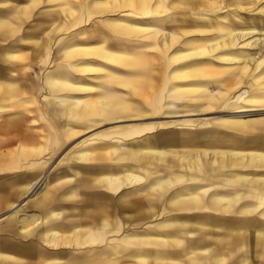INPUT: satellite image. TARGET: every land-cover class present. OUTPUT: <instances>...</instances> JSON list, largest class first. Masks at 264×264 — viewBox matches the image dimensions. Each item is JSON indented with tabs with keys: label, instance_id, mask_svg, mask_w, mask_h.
Segmentation results:
<instances>
[{
	"label": "rangeland",
	"instance_id": "374dc122",
	"mask_svg": "<svg viewBox=\"0 0 264 264\" xmlns=\"http://www.w3.org/2000/svg\"><path fill=\"white\" fill-rule=\"evenodd\" d=\"M130 1L0 0V18H14V33L9 34L2 27L0 46H40L41 41L44 43L43 46H52L50 48L52 50L48 63L38 68V74L43 79L49 76L56 81H61L65 77L64 80L69 85L67 89L56 92L51 91L50 96L46 85H41L38 97L32 98L28 96L29 94H24L23 104H17L20 100L13 98H10L7 102L8 108L4 111L5 113H2V118L0 119V122H7L8 124L6 133L0 134V143L3 142L0 145V236L7 233L9 236H17V240H27L28 238H22L18 235L21 234L20 232L23 227L30 226L36 220L45 217L47 209L49 210V208L43 210L45 208L41 209L36 206V202L40 201L42 197H47V203H50L51 207H53L54 203H66L63 210L65 209L64 212L66 218L69 219V223H72V219L77 220L80 208L77 202L80 195L75 193L76 195L72 196V192L70 193L69 191L67 194L64 193L72 188L73 185H76V183H72V179L74 178L72 169L79 171L81 178L85 179L86 177L85 180H82V184L83 186L88 185L86 186L88 187L87 189L77 191V193L81 192V196L84 198L88 197L91 199L90 201H94V189L91 190L89 187H94V183L92 182L95 178H91L89 175L92 173H88V175L83 169H88L92 166L97 168H102L103 166L107 169L112 168L110 165L116 161L113 155L115 148L107 146L104 149H94L93 147L94 144L103 141H113L114 144L122 142L116 139L118 136L116 133L118 132H130L133 134L131 137L136 136L139 138L144 134L155 135L157 127H161L167 122L178 121L180 122V126L176 130L179 133L190 135V132H193L191 136H194L195 139L198 138L199 141L205 138L201 136V133L205 132V130L212 131L214 139L226 144L231 143L230 137L232 135L239 134V132H235L225 126L208 125L211 119L229 116L234 110L232 108H218L203 112V101H200V94L204 88L201 87L200 82L205 84L209 82V85L212 87L219 88L222 85H226L227 82L235 84V79L240 75L238 69L241 63V60L238 58L240 54L236 55L235 52L246 47L239 46L241 44L237 47L231 45V47L229 43L230 34L241 26L250 28L251 21L250 17L239 9H237L238 14L233 13L234 6L238 7L239 5L249 3L251 4V8L255 9L254 12H256L257 10L264 9V0H255L251 3L247 0H212L213 2L208 4V6L206 3L201 4L197 2V10L194 11L172 9L173 0L159 2V6L156 5V0H147L146 4H144L145 6L139 5L141 0ZM222 40L224 44L229 46L225 47L226 45L222 43ZM212 42H220V46L217 45L218 47L216 48L207 49L199 55L196 53L197 51H194L195 48L201 49L206 44L210 46ZM150 47L155 48L152 53L157 52L159 57L149 52L150 49L148 48ZM250 50L253 51L251 52L253 54L258 52L257 61L260 59L264 60V48ZM144 51L146 52L144 56L145 60L148 63L152 62L155 64L154 67L157 69L155 71L156 79L159 77L164 79V82L155 91L151 92L153 96L161 98L156 108H152L151 103L145 104L144 99H138V97L126 93L124 88L121 89L120 86L116 85L117 89L114 92L121 94L125 103L129 105L131 102L137 103L135 105L131 104L132 107L129 108V112L133 115L132 117L116 120V123L115 120L113 123V121H103L102 117H97L102 122L90 129H85L88 124L82 122H73L70 124L73 126L67 128L68 126H66L63 116L57 121L53 115L41 111L42 104L46 102L50 103L51 109L56 108L58 103L53 99L55 95L75 99L80 102L81 107L87 108V105H91L90 103L96 104V101L103 95L100 94L101 88L107 85L109 80L119 83L130 81L135 85L143 84L144 78L142 79L133 74L134 68H129L124 63L111 62L106 56L107 54H114L118 56V60L123 61V59L133 55L135 52H140L143 56ZM169 62L170 64H168ZM165 64L168 66L165 67ZM262 68H264V63L252 75L258 74ZM26 69L29 72L31 71L32 74V67ZM197 72L200 73L198 74L199 76H190L191 73L195 74ZM37 76L36 74L34 77ZM251 78L252 76L246 80L247 83H250ZM187 82L196 84H189ZM74 87L75 90H72ZM246 87L244 84L236 87L230 94L228 101H231L235 95L240 93L237 90L240 89L242 91ZM133 90L136 92L139 89L138 87H134ZM191 90L195 92L188 94L187 92ZM17 107L18 109L23 107V120L15 117ZM162 108L165 109L164 114L159 113ZM31 109L35 110L36 113H33ZM189 109L196 110L197 114L183 116ZM261 118H264V110L251 112L243 117V119L248 120ZM66 129H70V131ZM137 130H142V132L135 134L133 131ZM163 130L166 131L161 130V132H167L171 128L168 127ZM63 131H69L72 135L66 140L61 139L60 134ZM249 136H252V134ZM201 143L204 144L203 141ZM35 149L39 151V154H37L38 151L31 152ZM196 149L192 156H198L201 159L207 158L209 160L221 157L220 155H215L214 150L211 148L206 150L211 152L208 155H203L204 150L202 147H196ZM85 150L93 153V156L101 155L100 157L106 156L107 158L103 161L100 159H84L81 157V152ZM183 151L187 152V150ZM225 156L227 159L234 157L231 154H226ZM168 163L167 161L161 167L158 165V161L155 160L149 166L139 165L138 167L137 165L135 171L143 172L142 170L146 169L153 173L149 179H154V181L162 179L166 181L167 178L170 179V173L167 169ZM116 164L114 170L109 169L105 173L102 171L105 175L108 172L109 174L111 173V180L114 176L125 177L126 175L122 169L123 165L121 163ZM174 169H177V172L182 173V175L185 173L184 169L179 166ZM186 178V175H184L180 178L179 182H176L174 181L175 178L171 176V179L165 185L166 192H164V196L170 199L180 195L196 194L197 192L203 195L204 192L201 189L208 188L211 185V180L199 182L198 180L191 181ZM27 183L32 184V192H29V189L25 187ZM147 183L144 182L142 184L143 188L141 187L135 191V196L138 195L137 192L141 196L143 193H150L154 190V188L146 187L145 184ZM189 184L195 185V188H189ZM122 185L120 182L112 184L113 199L116 201H118V198H126L122 193H118V189H122ZM89 192H92V194H89ZM240 192L244 191L240 190ZM62 193H64L63 195H67L66 200L63 199ZM203 197L208 196L205 194ZM35 198L36 201H34ZM247 202L250 204L255 203L251 200H247ZM12 203L17 205V207L13 209ZM31 205L33 206L31 207ZM152 206L158 208V211L159 209H162L163 212L166 211L168 221L171 219V213L177 210V208L171 206L164 207L158 204H152ZM198 207L197 205L196 208ZM261 209L264 208L261 207ZM166 213L162 215V220L165 219L164 215ZM156 218L159 219V216L146 221V229H143V227L142 229H137L139 233L133 232L131 229L132 225L125 227L124 231L121 227V233L119 232L117 236H110L106 240H103L101 247L109 248L112 245L123 246L120 242L121 236L126 233L129 241H134L131 240L133 236L139 237L146 233L156 235L157 231L154 229V225L165 224V221L161 222L160 220H156ZM131 222L135 221L132 220ZM221 228L223 227L217 230L219 234L223 233ZM69 230H61V233H73L72 229ZM171 232H174L172 228L169 230V233ZM32 234L27 237L34 239L39 236L37 230H34ZM71 246L73 247H71L73 252L80 251V248L74 242L71 243ZM255 246L254 244L252 246L243 244L241 247L235 248L228 259H223V262L218 258L220 251L213 249L212 254L206 257L200 253L201 256L199 254L196 255L199 257H195L194 260L196 262L192 264H264V244ZM149 247L152 248V246ZM131 248L132 246H130L129 251H131ZM256 248H260V255H256ZM125 251L128 250H124L123 252ZM98 256L100 254H93L88 259V262H94ZM113 256L117 257L118 255L115 254ZM122 256L120 255V257ZM191 256H185L184 254L181 257L178 256V262L181 264H191L187 259V257ZM203 258L205 259L203 260ZM200 260L204 262L201 263ZM121 263L139 264L137 256ZM169 263L176 264V262Z\"/></svg>",
	"mask_w": 264,
	"mask_h": 264
},
{
	"label": "bare ground",
	"instance_id": "6f19581e",
	"mask_svg": "<svg viewBox=\"0 0 264 264\" xmlns=\"http://www.w3.org/2000/svg\"><path fill=\"white\" fill-rule=\"evenodd\" d=\"M162 1L165 2L166 0H156V5L159 6L160 4L159 2ZM247 1L251 3L255 0H247ZM146 2L147 0H141L139 5H144L146 4ZM197 2H200L201 4L206 3V5L208 6V4H211V2L213 1L212 0H173L172 2L173 4L171 5L172 6L171 8L176 10H183V11H194L197 10V5H196ZM250 5L251 4L248 3L244 5H239L238 7L234 6L235 9L233 10V13L235 14L236 13L238 14L237 9L241 10L242 13H246V15L250 17V21H251L250 28H244V26H241L230 34L231 37L229 40L230 46L235 45L234 47H237L239 44H241L239 46L246 47L245 49L243 48L242 50H237L235 52L236 55L240 54L238 58L239 60H241V63L239 64V69L237 68L239 70L240 75L237 76V78L235 79L236 81L235 84L233 85L230 82H227L226 85H222V87L219 88V87H212L211 85H209L210 84L209 82L208 84L200 82L201 87L204 88V90L200 94L201 96L200 101H203L202 102L203 112L218 108L219 109L232 108L234 110L232 111V113H230L229 116H223L219 119H211L208 122V125L210 126H225L231 130H234L235 132H239L238 136L234 137L235 140L231 141L232 146L228 150H225L226 147L223 148V145H221L224 144L223 142L217 140L216 145L219 147H217L216 151L214 150L215 152L214 154L220 155L221 160L219 161L218 158H215L214 160L211 159L209 160L207 158L201 159V157L192 156L193 152L197 150L196 147L200 148L202 143L201 141H199L198 138L195 139L194 136H191L193 132H190V135L186 133L183 134L179 133L176 130L180 126L179 125L180 122L178 121L167 122L163 124L161 127H157L155 135L144 134L139 138L136 136L131 137L133 136V134L130 132H120V133L118 132L116 133L118 135L116 139L121 140L122 142L115 144L113 143V141L98 142L94 144L93 148L104 149L107 146L114 147L115 152L112 153L116 161L113 160L114 164L110 165L112 168H108V169L105 168L104 171H107L109 169L114 170L115 166L117 165L116 163H121L123 165L122 166L123 172L126 175L125 177L114 176L113 179L111 180L110 175L112 174L111 173L109 174L108 172L106 173V175L97 177V179H95L92 182L94 183V188L98 187L99 191H97L98 194L93 203V208L83 211V213L90 216L91 218L81 219L79 226L76 225L72 227L71 224V228H70L66 225L67 223L63 224L62 222L57 221L59 219V216L57 214H59L60 212L59 213L56 212L55 208L59 209L61 205L54 204L53 207L50 208V211H47L45 217L36 220L35 223H33L30 226H24L20 232L21 235L27 237L29 235H32L34 230H37L40 239H42V241H44L49 246L52 245V247H54L55 244L52 242H54L55 240L64 239L70 243L74 242L75 244L78 245L79 248L88 247L91 251H94L97 250L96 249L97 247H100L98 246V242H100L101 239L103 241L110 236H117V234L121 230V227L122 230L124 231L125 227L130 226L127 224L124 225V223H122L121 225V220L123 219L122 218L120 219V217L122 216H124L126 220L132 219L135 216H139V217L142 216L140 218H137L139 220L135 221L136 223L135 222L132 223V228H131L134 233H139L137 232V229H142V227L143 229H146L147 223L145 221L153 217L152 211L151 210L148 211V208H151L150 206H152V204L163 205L164 207L171 206L177 209H191L198 205L199 208L216 209V210L222 207L223 212L226 214V216H237L238 218L239 215L242 216L244 215L246 216L245 218H247L248 220L237 221L238 224L229 223L223 226L213 225L216 222L212 221L211 220L212 218L207 220V223L212 224V226H208L205 224L184 225V226L174 225V222H169L171 221L169 220L167 223L165 222L166 224L154 225V229L157 231V232L155 231L157 233L156 235H149L148 233H146L140 235L139 237L133 236L132 237L133 239L131 240L134 241H129V238L126 235L127 233L124 234L123 236H121L122 238L120 241L123 246L118 247L117 245L116 246L112 245V252L115 254H118L119 252L122 253L124 250H129L130 246H132L129 254H132V256L133 255L137 256V260L139 264L140 263L156 264L155 261L157 260H166L165 262L157 261L158 262L157 264H170L169 262L175 263V259H176L175 256L181 257V255L183 254L185 256L192 255L191 257H187L188 261L192 264L196 262L194 260L195 257L198 258L199 256H201L200 254L204 255L205 257L207 255H211L212 252L214 251L213 249L220 251V253H218V258L223 262V259L225 260L228 259L229 255H231L234 252L235 248L237 247L239 248L243 244L249 246L250 245L252 246L253 244L256 246L258 244H264V209H261V207L264 208V118L257 120L243 119L244 115L246 114H250L251 112H255V111L264 110V68H262L258 74L252 75L254 71L257 70V68H259L262 63H264V60L260 59L257 61L256 59H258V52L253 54L251 53L253 51L250 50V49L256 50L257 48L258 49L264 48V9H260L254 12L255 9H252ZM12 22L14 21L7 20L6 23L4 22L3 25H6V27H8L7 29H10L12 25L14 26V23ZM222 43L224 44L223 40ZM43 45L44 43L41 41L40 46ZM217 45L220 46V42H214V43L212 42L210 46H207L206 44V46L204 45L201 49L195 48L194 51H197L196 53L199 55L200 53H204V51L207 49L218 47ZM227 46L229 45H226L225 47ZM148 49H150L149 52L152 55L159 57V54L157 52H155L154 54L152 53V51L155 48L150 47ZM145 53L146 52L144 51L142 56L140 52H135L133 55L128 56L126 59H123V61L120 59L118 60L117 58L118 56L114 54H107L106 56V58L111 60V62L124 63L129 68H134L133 74H135L137 77H140L142 79L144 78L143 84L140 83L135 85L130 81L128 82L123 81L119 83L114 80H109V83L107 85H104L100 90L101 91L100 94H103L104 96L102 95L99 98V100L95 99L97 100L96 104L90 103L91 105H87V108L81 107L79 101L71 98H63L57 95L54 97L55 102L58 103L56 108L51 109L50 105L44 104L42 107L43 109L41 111L44 112L47 111L48 112L47 114L53 115L55 120L57 121L59 120L60 117L63 116L66 126L67 125L69 126L73 122L75 123L82 122L88 124V126H86L85 129H90L92 127L97 126L99 123L102 122V120L113 121V123L115 120L116 123V120L123 119L126 117L127 118L132 117L133 115L129 112V108H131L132 105L137 104L133 102H131L130 105L125 103L123 96L119 93L114 92V90L117 89V86H120L121 89L124 88L126 90V93L130 95H134V97H138V99L141 98L144 99L143 101L145 102V104L151 103L152 106L151 105L150 106L152 108H156L161 98L160 97L158 98L155 95L153 96L151 92L155 91L158 88V86L164 82V79L160 77L156 79L155 71L157 69L154 67L155 64H153L152 62L148 63L145 60L144 58ZM255 55H257V57H255ZM166 64L165 67L168 66ZM168 64H170V62ZM111 68L113 69V67ZM198 74L200 73L198 72L195 74L191 73L190 76H199ZM250 76H252L250 83H247L246 80ZM9 79H11V77ZM51 82L54 81H51V79H49L48 83L50 84ZM187 83L196 84L191 82H187ZM53 84L55 83H52V85ZM243 84L244 86L247 87L243 88L242 91L240 89L237 90L240 91V93L235 95V97L231 99V101H228L232 91L236 87L241 86ZM62 85L64 86V89H67L68 86L66 85V83ZM58 87L60 86H57L56 90L59 89ZM134 87H138L140 91L136 90L135 92L133 90ZM72 90H75V87L72 88ZM190 92L194 93L195 91L191 90L187 93L189 94ZM0 110H4V107H0ZM186 112L187 113L183 116H193L197 114L196 113L197 111L194 109L193 110L189 109ZM159 113L164 114L165 109L162 108L159 111ZM165 115L167 116V114ZM97 117H102L103 119L100 121L99 118L97 119ZM168 127H170L171 130L167 132H161V130L166 131L163 129ZM133 132L135 134H140L142 130H137ZM209 132L210 131L205 130V132L203 131L201 133V136L208 137ZM251 134L252 136H249ZM60 135H61V139L66 140L72 134L69 131H63L61 132ZM206 140L209 141V139L202 138V141H206ZM13 142L15 141L13 140ZM228 144L230 145L231 143ZM183 150H187V152H184ZM203 150H204L203 155H208L211 153L206 151L207 148H203ZM226 154H231L234 157L232 159H227L225 158ZM83 155H84L83 157L88 159L104 160L107 158L106 156L100 157L101 155L93 156V153L87 150L84 151ZM155 160L158 161V165H160L161 167L164 166L167 161L169 162L167 165V169L169 170L170 173L169 178L171 179V176H173L176 179V180L174 179V181L176 182H179L180 178L183 177L184 175H186L187 180H191V181L198 180L199 182H202V181L211 180V185L208 186V188L206 187L204 189H201L204 192L203 195L206 194V196L208 197H203L201 193L197 192L196 194L180 195V196L172 197L170 199L166 198L164 196V192H166L165 185H167V181L170 179L167 178L166 181L162 179L154 181V179H149L153 174L152 172L146 169L142 170L143 172L135 171L137 165L138 167L139 165L149 166V164H153ZM178 166L184 169L185 172L184 175H182V173L177 172V169H174ZM73 172L74 175H76V172L74 170ZM187 174L189 175L187 176ZM119 182L122 183L123 185H122V189H118V193H122V195L125 196L126 198H123L122 201L120 200L117 203V201L115 200L113 201L114 194L111 189H112V184H116ZM144 182L145 183L148 182L147 184H145L146 187L154 188V190L151 191L150 193H143V195L141 196L137 192L138 195L135 196L136 194L135 191L139 190ZM79 184L83 185L82 182H80ZM86 186L88 185L86 184ZM26 187L29 189V192H32V184L27 183ZM188 187L195 188V185L193 186L189 184ZM91 188H93V186ZM240 190H243L244 192H240ZM36 198L38 199V197ZM36 198L34 199V201H36ZM46 198L47 197H43L42 199H40L41 201L37 200L38 202H36V206L41 209L46 208L48 206L50 207L49 203H47ZM66 198L67 196L64 199ZM247 200L254 201L255 203L250 204L247 202ZM13 205H12L13 209L14 207H17V205L14 206ZM32 206L33 205H31V207ZM117 210L118 211L122 210L123 212L125 211V213H121L122 216H120ZM128 210L133 215H131ZM138 213L143 214L144 218L143 215H139ZM254 214H257L259 217L262 218V220H255L257 219L255 218L254 221L257 222H254L251 219V217L254 216ZM243 222H249V223H243ZM220 227H223L221 228L223 230V233L221 234L217 232V230ZM68 228L72 229L73 233L69 232V233H65L67 234L65 235L59 232V230H66ZM85 228H87V231H85ZM169 228L170 229L172 228L174 232L169 233L170 230ZM68 246L70 245L68 244ZM149 246H152V248H150ZM259 249L260 248L255 249L256 255L261 254L260 253L261 251ZM129 254L127 255L125 254L126 257ZM198 254L199 256H196ZM125 255L123 256L121 255V256L124 257ZM151 259H155V261L152 262ZM204 259L205 258H203V260ZM203 260H200V262L203 263L204 262ZM176 264H181V263L177 261Z\"/></svg>",
	"mask_w": 264,
	"mask_h": 264
},
{
	"label": "crops",
	"instance_id": "0c3cea01",
	"mask_svg": "<svg viewBox=\"0 0 264 264\" xmlns=\"http://www.w3.org/2000/svg\"><path fill=\"white\" fill-rule=\"evenodd\" d=\"M7 20H10V21L13 20L14 21V18H11V17L8 19H5L3 17L0 18V34H2V27H4L5 31L8 32L9 34L14 33V26L13 25L10 29H7L8 27H6V25H3L4 22L6 23ZM12 23H14V22H12ZM32 33H34V32H32ZM50 48H52V46H0V83H1L0 84V107H4V110H0V119L2 118V113L8 108L7 102L9 101L10 98L11 99L12 98L13 99H19L20 102H17V104H23V100L25 98L24 94H29L28 96H30L32 98L38 97L39 96V88L41 85H46V87L48 89L49 96H50L51 91L56 92L59 90H64V86L62 84L66 83L64 80L65 77H63L61 79V81H56L55 79H53L52 77H49V76H46L43 79V77L38 74V72H39L38 68H40L41 66H44V65H46V63H48V60L50 58V52L52 50ZM33 54H34V56H33ZM29 67H32V69H33L32 74H31V71L29 72V70L26 69ZM36 74L38 76L34 77V76H36ZM10 77H11L12 81H11V79H9ZM49 79H51V81H54V82H51L49 84L48 83ZM52 83H55L56 85L55 84L52 85ZM74 84H76V83H74ZM5 85H6V88H5ZM66 85L69 86L68 83H66ZM57 86H60V87H58L59 89L56 90ZM10 89H13V90H10ZM55 96H57V95H55ZM55 96H53V99ZM58 96H60V95H58ZM63 98H66V97H63ZM44 104L50 105L49 102H46ZM44 104H42V107ZM50 107H51V105H50ZM32 112L36 113L35 110H33ZM38 112H39V110H38ZM45 113L47 114L48 112L46 111ZM23 114H24L23 107H20L19 109L17 107V110L15 111V117L16 118L19 117L20 119H22ZM69 126H73V125H69ZM69 126L67 128H70ZM77 126L81 127L80 125H77ZM81 128H83V127H81ZM6 130H8L7 122L6 123L0 122V132L6 133ZM69 131H70V129H69ZM236 136H238V134L232 135L230 137L231 141H234L235 140L234 137H236ZM205 139H209V141H207V140L203 141L204 144H202L200 146V148L201 147L207 148V150L211 148L213 150H216L217 147H219L216 145L217 140L214 139V135H213L212 131H210L208 133V137H205ZM1 143L3 144V142H1ZM1 143H0V145H2ZM221 145H223V148L226 147L225 150H228L232 146V142L230 145L228 143L227 144L224 143ZM36 151H38V150L35 149L31 152L33 153ZM83 153L84 152H81V157L84 159H88V158L83 157L84 156ZM37 154H39V151L37 152ZM216 158H218V157H216ZM218 159H219V161L221 160V158H218ZM90 160H97V159H90ZM100 160H102V159H100ZM105 168L106 167L104 166L102 168L101 167H98V168L97 167H89L88 169L87 168H85V169L82 168V169L84 170V172L86 174L92 173L91 175L88 174L89 176H91V178L97 179V177L105 175L102 173V171H104ZM91 169H93V170H91ZM72 172H73V170H72ZM75 172H76V175H74V178H73L74 180H72V183L73 184L76 183L75 186H77V187H75L73 185L72 188H70L66 192H64V191L63 192L67 194L69 191L70 193L72 192V195H76V194L80 195L79 200L77 202L80 206V208L78 210L79 211L78 219L77 220L72 219L73 224L68 222L69 219H67L65 213H63V211H64L63 207L66 205V203H64V204L57 203V204H60L61 207L59 209L55 208L56 212H58V213L60 212L59 214H57L59 216V219L57 221L62 222L63 224L67 223L66 225L70 228H71V224H72V227L76 226V225L79 226L81 219L91 218L90 216L83 213V211H86V210L93 208V203H94L95 198L98 194L97 191H99L98 187H95V188L89 187V189H91V190L94 189V191H93V194L95 196L93 199L94 201H90L91 199H89L88 197L84 198L83 196H81V192L77 193V191L85 190L88 187L79 184L80 182H82V180H85L86 177H85V179L81 178L80 172L77 170H75ZM99 173H102V174H99ZM104 173H105V171H104ZM73 174H74V172H73ZM26 186H27V184H26ZM84 187H86V188H84ZM22 193H23V191H22ZM64 193H62L63 199L67 196V195H63ZM89 194H92V192H89ZM64 200H66V199H64ZM120 200L122 201L123 198H118L117 203ZM113 201H114V199H113ZM54 204H56V203H54ZM49 205H51V204L49 203ZM150 207L151 208H148V211H150V210L152 211L153 217H156V216H159V218L161 217L160 218L161 220L158 218H156V220H160L161 222L165 221L166 223L168 222V218H166L167 217L166 212H163L162 209H159V211H158V208H155V206L154 207L150 206ZM196 207H193L191 209H177L174 212H172L173 214L171 213L172 219H170V220L174 222V225H183V226L184 225H202V224L212 226V224L207 223V220H209L211 218H212L211 219L212 221L216 222L215 224H213L215 226H223V225L229 224V223L230 224H238L237 221L248 220L247 218H245L246 216H244V215L243 216L239 215L241 217L238 216V218H237V216H226V214L223 212V209L221 207H220V209H217V210L216 209L199 208V207L196 208ZM47 208H49V210ZM50 208H52V207L48 206L43 210L47 209V211H50ZM157 211H158V213H157ZM117 212L119 213L120 216H122L121 213H125V211L123 212L122 210H119V211L117 210ZM129 213L131 214L130 211H129ZM162 213L163 214L166 213L164 215L166 217L163 220H162V218H163ZM126 214H127V212H126ZM131 215H133V214H131ZM139 215H143V214H139ZM196 216H198V217H196ZM136 217L140 218L142 216H140V217L135 216L134 218L127 219V220L124 218V216L120 217V219L121 218L123 219V220H121V225H122V223H124V225L125 224L132 225V223H133V222H131L132 220H134V221L139 220V219H136ZM143 218H144V215H143ZM229 218H232V219H229ZM255 218H257V219H255ZM251 219L253 221H254V219L255 220H262V218L259 217L257 214H254V216H252ZM148 220H150V218L147 219L146 221H148ZM226 220H229V221L226 222ZM192 221H194V222H192ZM254 222H257V221H254ZM128 223H131V224H128ZM243 223H249V222H243ZM85 229H87V228H85ZM67 230H69V228ZM59 232L61 233V230H59ZM18 235H20L22 238H24V235H21V234H18ZM25 238H28V239L25 241H20V240H17L18 239L17 236H9V235H7V233L1 234V236H0V264H37V263L38 264H63L64 262H65L64 264H66V263L67 264H123L121 262H123L125 260H129L132 257L133 258L136 257L134 255L132 256V254H129L130 253L129 250H128V252H122V253L119 252L117 254L118 255L117 257L113 256V255H115V253L112 252V247H109V248L101 247L102 246L101 245L102 239L100 240L99 245H98L100 247L96 248L97 250L91 251L87 247V248H80L79 252L74 251L75 252L74 253L72 251V248H71L72 247L71 243L68 242L67 240H64V239L63 240H61V239L55 240L54 242H52L55 244L54 247H52V245L49 246L44 241H42V239H40L39 236H37L34 239L29 238V237H25ZM68 244L70 246H68ZM93 254H100V256H98L97 260H95L94 262H91V261L88 262V259L91 258V256ZM125 254L126 255L129 254V255L126 257ZM120 255H125V256L120 257ZM175 257H176L175 262H177L179 260V258L177 256H175ZM27 259H28V261H27ZM152 261H155V260L153 259ZM160 261L165 262L166 260H160ZM127 264H129V263H127Z\"/></svg>",
	"mask_w": 264,
	"mask_h": 264
}]
</instances>
